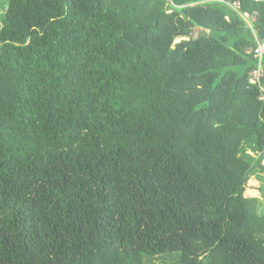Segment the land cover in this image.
<instances>
[{
  "label": "trees",
  "instance_id": "1",
  "mask_svg": "<svg viewBox=\"0 0 264 264\" xmlns=\"http://www.w3.org/2000/svg\"><path fill=\"white\" fill-rule=\"evenodd\" d=\"M236 1L1 2L0 264H264V0Z\"/></svg>",
  "mask_w": 264,
  "mask_h": 264
},
{
  "label": "built area",
  "instance_id": "2",
  "mask_svg": "<svg viewBox=\"0 0 264 264\" xmlns=\"http://www.w3.org/2000/svg\"><path fill=\"white\" fill-rule=\"evenodd\" d=\"M221 1L230 4V6H232L237 11L239 9V6L241 5V3L239 1H236V0H234V1L233 0H221ZM245 18L247 21H249L250 18L254 19V17L248 16V15H246ZM255 54H256V56L260 57L261 59H262V57H264V39L258 41V45L255 48ZM260 71L261 70L255 71V73H254V77H256L255 79L259 78V75L261 74Z\"/></svg>",
  "mask_w": 264,
  "mask_h": 264
},
{
  "label": "rangeland",
  "instance_id": "3",
  "mask_svg": "<svg viewBox=\"0 0 264 264\" xmlns=\"http://www.w3.org/2000/svg\"><path fill=\"white\" fill-rule=\"evenodd\" d=\"M3 0H0V3L2 2ZM6 9V7H5ZM4 12V9H2V3L0 5V14ZM248 152L252 153L251 150H248ZM258 194V193H257ZM175 257L174 256H161V257H157L154 259L153 261V264H174L175 263Z\"/></svg>",
  "mask_w": 264,
  "mask_h": 264
},
{
  "label": "water",
  "instance_id": "4",
  "mask_svg": "<svg viewBox=\"0 0 264 264\" xmlns=\"http://www.w3.org/2000/svg\"><path fill=\"white\" fill-rule=\"evenodd\" d=\"M196 36H198V33H196Z\"/></svg>",
  "mask_w": 264,
  "mask_h": 264
}]
</instances>
